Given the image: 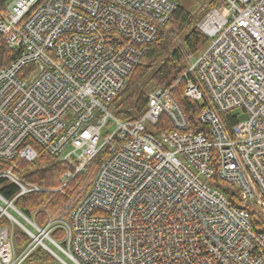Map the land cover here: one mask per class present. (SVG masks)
I'll return each mask as SVG.
<instances>
[{
	"label": "built area",
	"instance_id": "2783aa9c",
	"mask_svg": "<svg viewBox=\"0 0 264 264\" xmlns=\"http://www.w3.org/2000/svg\"><path fill=\"white\" fill-rule=\"evenodd\" d=\"M177 8L0 3V39L18 53L0 68V264H35V254L36 264H264V231L218 187L233 185L264 224V0H224L198 25L208 44L182 79L185 97L204 107L203 130H190L177 84L150 92L138 119L111 109ZM37 147L68 165L58 188L15 172L18 161H38ZM94 164L61 216L41 225L18 207L33 193L67 195ZM7 185L17 188L11 199Z\"/></svg>",
	"mask_w": 264,
	"mask_h": 264
},
{
	"label": "trees",
	"instance_id": "16d2710c",
	"mask_svg": "<svg viewBox=\"0 0 264 264\" xmlns=\"http://www.w3.org/2000/svg\"><path fill=\"white\" fill-rule=\"evenodd\" d=\"M9 1L0 0V3L5 4ZM223 3L224 0H215L211 2V8L219 7ZM194 20L195 18L191 12L178 4L177 10L169 23L160 31L156 41L147 45L146 52L129 76L126 88L112 102L114 112L120 120L132 121L143 115L147 108L149 93L146 88L139 87V84L150 75V81L156 88L170 89L177 84L173 90V96L183 108L191 126L190 130L197 132L204 129L199 122V114L204 107L189 101L185 97V81L182 77L187 69V58L200 54L207 46L208 39L199 28L194 27L185 37L183 46L169 52L175 39L183 35L194 24ZM17 55L16 51L7 49L4 39L1 38L0 68L12 63ZM162 59L164 61L160 62ZM179 80L181 81L179 82ZM37 148L39 151L38 161L34 163L18 161L15 172L25 180L44 189H53L60 185L61 178L68 169V165L58 161L55 156L42 147ZM11 186L14 185L5 186L2 192L9 191ZM218 187L223 190L232 206L247 211L254 231H264V224L256 211L249 206H243L239 192L233 185L220 182ZM16 191L17 188L15 187L12 193H7V196H5L11 198ZM68 197L69 195L59 196L56 193L44 191L19 199L17 205L26 215L31 217L36 208L44 205L47 206V209L56 213L66 203ZM27 240L26 235L16 233V248H23ZM39 259V254H35L29 261H41Z\"/></svg>",
	"mask_w": 264,
	"mask_h": 264
},
{
	"label": "rangeland",
	"instance_id": "374dc122",
	"mask_svg": "<svg viewBox=\"0 0 264 264\" xmlns=\"http://www.w3.org/2000/svg\"><path fill=\"white\" fill-rule=\"evenodd\" d=\"M172 1L178 3L179 5L183 6L188 11H190L191 14L193 15V17L195 18V20H194V24L191 27H189V29L183 35H180L179 37H177L175 39V42L172 45V47L170 48L169 52H171V51L173 52V50H175L176 48L183 46L184 39L189 34V32L194 27L199 28L198 25L201 22V20H203V18L207 15L209 10L212 9L211 8V2H213L215 0H172ZM197 56H198V54L196 56H191V57L187 58V65L190 63L191 59H195ZM163 61H164V59H162V61H160V62H163ZM139 87H142L143 89L146 88L148 93L152 92L156 88L154 86V84L151 83V81H150V75L148 77H146L143 81H141V83L139 84ZM111 109H112L113 113L115 114L114 108L112 107ZM245 119H247V115L241 116V120H245ZM95 168H96L95 164L90 167V170L87 173V175L83 176L81 178L82 182H81V185L79 187H77L76 185H73L67 190L66 194L69 195V197H68L66 203L63 204L62 207L59 208V210L56 213H53L51 210L47 209V206L44 205V206L36 208L33 211V215L31 217L36 216L37 222H39L42 225V224H45V222H47L51 218L61 216L60 215L61 210L65 206H67L65 208L68 210V205H70L72 203L70 201L73 198V196L75 197L76 193L79 192L80 190H82V189L84 190L85 188L86 189L88 188V185L90 183V178L93 176ZM60 185H61V182H60ZM59 186H57L55 188H58ZM55 188H53V189H55ZM56 194H58L59 196H63L60 193H56ZM76 199L77 198L73 199V201H75ZM42 210H44V211H42ZM67 210L64 211V215L67 213ZM16 233H20L21 235H25L19 229L16 230ZM27 243H28V240H27ZM26 244L23 246V248H20V249L17 248V250L22 251L25 248ZM33 263L36 264V263H38V261L33 262Z\"/></svg>",
	"mask_w": 264,
	"mask_h": 264
},
{
	"label": "bare ground",
	"instance_id": "6f19581e",
	"mask_svg": "<svg viewBox=\"0 0 264 264\" xmlns=\"http://www.w3.org/2000/svg\"><path fill=\"white\" fill-rule=\"evenodd\" d=\"M26 164H27V163H26ZM9 188H10V187H9ZM14 188H15V186H11V189H9V191H5V192H3L4 195H6L7 193H9V194L12 193V192L14 191ZM5 190H6V189H5ZM9 194H8V195H9ZM6 196H7V195H6ZM12 197H13V196H12ZM12 197H11V198H12ZM11 198H9V199H11Z\"/></svg>",
	"mask_w": 264,
	"mask_h": 264
}]
</instances>
